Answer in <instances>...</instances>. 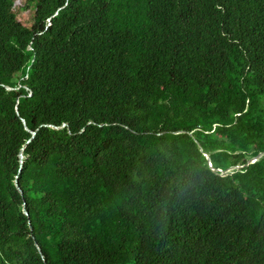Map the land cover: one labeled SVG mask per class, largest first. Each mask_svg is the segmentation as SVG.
<instances>
[{
	"label": "trees",
	"instance_id": "trees-1",
	"mask_svg": "<svg viewBox=\"0 0 264 264\" xmlns=\"http://www.w3.org/2000/svg\"><path fill=\"white\" fill-rule=\"evenodd\" d=\"M16 2L0 264H264V0Z\"/></svg>",
	"mask_w": 264,
	"mask_h": 264
},
{
	"label": "rangeland",
	"instance_id": "rangeland-1",
	"mask_svg": "<svg viewBox=\"0 0 264 264\" xmlns=\"http://www.w3.org/2000/svg\"><path fill=\"white\" fill-rule=\"evenodd\" d=\"M25 0H17L15 10L18 11V19L23 23L30 24V12L22 10Z\"/></svg>",
	"mask_w": 264,
	"mask_h": 264
},
{
	"label": "water",
	"instance_id": "water-1",
	"mask_svg": "<svg viewBox=\"0 0 264 264\" xmlns=\"http://www.w3.org/2000/svg\"><path fill=\"white\" fill-rule=\"evenodd\" d=\"M64 126H66V125H63V127H64ZM35 134H36V132H33V136H32V138L28 141V143L34 138ZM23 150H24V148L22 149V152H21V154H20V157H21V164H23V160H24ZM201 150H202V148H201ZM262 155H263V154H260V155H258L257 157H255V158H253V159H250V160L248 161L247 164L249 165V164H251V163L257 161ZM206 157H207L208 160H210V158H209L208 155H206ZM210 166H212L211 163H210ZM237 168H241V167L238 166ZM214 170H215V169H214ZM16 185H17L18 189L20 190V188H19V186H18L17 183H16ZM23 210H24V214H26V215L28 216L29 214H28V212H27V210H26V206H25V205H24V209H23ZM35 245H36L38 251L40 252V254L43 255V254H42V251H41V249H40V247L38 246V244L36 243Z\"/></svg>",
	"mask_w": 264,
	"mask_h": 264
},
{
	"label": "clouds",
	"instance_id": "clouds-1",
	"mask_svg": "<svg viewBox=\"0 0 264 264\" xmlns=\"http://www.w3.org/2000/svg\"><path fill=\"white\" fill-rule=\"evenodd\" d=\"M24 162V161H23ZM22 193V192H21ZM23 209H24V206H23ZM24 211V210H23ZM29 216V215H28Z\"/></svg>",
	"mask_w": 264,
	"mask_h": 264
}]
</instances>
